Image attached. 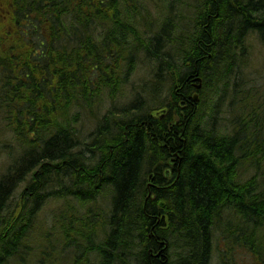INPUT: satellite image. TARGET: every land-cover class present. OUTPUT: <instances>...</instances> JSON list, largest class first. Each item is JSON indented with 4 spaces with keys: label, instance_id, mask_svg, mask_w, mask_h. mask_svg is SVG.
<instances>
[{
    "label": "trees",
    "instance_id": "16d2710c",
    "mask_svg": "<svg viewBox=\"0 0 264 264\" xmlns=\"http://www.w3.org/2000/svg\"><path fill=\"white\" fill-rule=\"evenodd\" d=\"M159 1L0 0V113L10 121L9 132L18 131L24 146H30L0 183V227L5 228H0V264H31L29 258L35 264H54L56 247L84 237L86 242L94 239L93 251L102 253L99 264H210L214 231L219 228L238 248L220 250L222 264H264L260 227L264 225V137L241 141L245 132L254 136L264 130V117L258 115L264 112V94L252 89L254 84H248L251 81L243 72L238 76L236 70L247 58L239 61L235 56L236 52L245 55V41L252 31L263 37L264 0H161L156 5L161 17L152 18L150 3ZM178 6L188 15L179 22V15H173ZM142 57L155 62L158 72L148 100L166 94V101L156 109L169 110L167 115L157 117L151 110L144 115L148 100L142 96L123 106L110 100L100 115L104 100L115 98L130 84ZM197 77L219 96L205 114L201 106L207 101L205 91L193 86ZM193 91L200 94L199 103L194 102ZM230 94H242L229 105L245 132L230 127L236 134L228 135L218 126L223 96ZM92 123L94 128L86 133ZM246 158L251 160L248 165ZM33 171V182L23 193V210L11 224L6 199ZM104 185L108 186L100 187ZM46 197L63 200L64 205L53 209L47 240L37 235L32 247L31 223L42 228ZM78 209L84 212L80 215ZM230 213H239L243 223L228 217ZM253 218L261 224H252ZM38 250L45 252L39 261Z\"/></svg>",
    "mask_w": 264,
    "mask_h": 264
},
{
    "label": "rangeland",
    "instance_id": "374dc122",
    "mask_svg": "<svg viewBox=\"0 0 264 264\" xmlns=\"http://www.w3.org/2000/svg\"><path fill=\"white\" fill-rule=\"evenodd\" d=\"M165 1H169V0H165ZM161 3H163V2L161 1L160 3H155V4L154 3H150L151 4V10L149 8V11H150V15H151L152 18L157 17L160 14L159 13V9H157V6L156 5L161 4ZM146 4L149 6V3H146ZM178 8H179V6L176 9L177 12H175V13L173 12V15L174 14L175 15H179V17L177 19V21L179 22L181 20V18H184L183 14H185L186 16H188V15L186 13H184L183 11L179 10ZM191 9H194V8H191ZM189 15H191V13H189ZM261 38H264V37H260L259 38V35L256 32L252 31L250 33V35L248 36L247 40L245 41V48L248 51L245 49V53H244L245 55H243L242 53H238L239 55H237V52H236V55L235 56H236V60L238 59L240 61L243 57H245V56L248 55V57H246L247 58V62L243 66V68H237V70H236L238 73H240V74H238V76L241 75L242 74V71H243V74L242 75L244 77H247L248 81H251L248 84L249 85L254 84V87L252 89L255 92H259L260 91L262 94H264V41ZM138 65L139 66H137V68H136L133 76L131 77L130 84L124 89V91L121 90L115 98H112L110 96L108 99H105L104 100V103L100 107V110H99L100 111V113H99L100 115L107 110L106 109V105H108L110 103V100L116 102L117 105L123 106L124 104H126V103L130 102L131 100H133L136 96H141L142 94H143L142 96H145L146 99H149L151 97V96L149 97V95L151 93L150 87L154 86L153 83L155 82V75L157 73V71H156L157 70L156 63L153 62V61H149L146 58H143L142 60L139 61V64ZM224 84L226 85V83L224 82L223 84H221V86L222 85L225 86ZM156 87H159V84H157ZM154 88H155V86H154ZM211 89H213V88H211L210 85L209 86L206 85V90L203 93L204 94V97H206V100H207L205 102V104L202 105V110H203V113L204 114L206 112L211 111L210 110L211 109L210 107H211V104H212V103H210L211 100L214 101L215 98L218 99V97H219L216 94L214 95V90H211ZM244 89H246V88H244ZM158 91H160V90H158ZM195 93L196 92H193V95H195ZM156 97L157 98H155V96H154V98L156 99V100H154L155 102H153L151 100H148V102L143 105V108H144V110L142 111L143 114L144 113L145 114L146 113H149V110H151L154 113H156V116L157 117L166 116L167 115V112H168L167 109L164 110V108H162V107L160 109H158V107H157V109H155L156 108V105L157 106H161V105H159V103H162L164 100L166 101V98H165L166 97V94H164L163 96H160V97L159 96H156ZM232 97H235V96H232L231 94L227 98L223 96V98L225 99V101H224V103L222 105V112H223V113L221 112L222 122L220 123V125L218 127L220 128L219 130H222V131H225V132H227L228 130H230L231 129L230 127H232L233 125H234V127H236L234 130L235 131H238L239 130L238 127L240 126V123H241L240 122L241 119L239 118V116L237 117V113L232 112L231 109H230L229 102H230V100H233L234 99V98L232 99ZM235 98H236L237 101H239L242 98V94L241 95L239 94V96L238 97H235ZM171 99H172V97L171 96H168V100L171 101ZM228 105H229V108H228ZM166 110H167V112H166ZM234 114H235V116H233ZM260 114H263V115H260ZM258 115L264 117V112H260ZM4 117H5V113H3V114L0 113V133H1L0 134V183H1L2 179H3V177L4 178L6 177V174H8V171H10L13 168L14 165L17 166V163L19 162L18 160L20 159V157H22L21 155L25 154L26 153V150H28V146H24V144L22 143V141L21 140H18L19 137H18V134L15 131H13L12 133L9 132V129H8V127H9L8 125L9 124H7V123H10V121L7 120ZM230 122H231V125H229ZM235 124H236V126H235ZM228 126H230V127H228ZM93 128H94V125L92 123L84 131H86V133H89ZM240 128H242V127L240 126ZM242 130H243V128H242ZM235 131H233V130L231 131L230 130V131H228V134L229 133L233 134V133H235ZM262 131H264V130H262ZM243 132H245V131H243ZM244 135H243L244 138H241V141L246 142L247 140L248 141H251V138L253 139L256 136H257L256 139H259L261 137V135L262 136L264 135V132H260V134H256L254 136H251L247 132H245ZM243 157H245V155H243ZM16 161H17V163H16ZM248 161H251V160H248L246 158V165L249 164ZM33 172H31V174L29 175V177H27V179H25L23 182H20L19 186L17 185L15 187V192H14V195H13L12 199L10 197V198H8L6 200V203H7L6 205L8 207V210L10 211V215H11V217L9 216V218L11 219V221L13 220L14 215L18 216L20 214V211L23 210L22 209L23 206H21V203H23V197H24L23 196V193L28 189L29 185L32 183V177L31 176H32ZM45 191H48V188H46ZM46 199L47 200L42 205L41 214H40L41 216H40V224H39V226H41L42 228L39 229L34 223H32L33 227L31 226L32 228L30 229V231L32 232V234L29 236V238H28L29 241L28 242H30L29 245H32V247H34L36 245V244H34V242L36 241L35 239H36L37 235H39V236L42 235L43 236L42 239H46V232H47V230L50 229V227L47 226V225H50L53 222V221H51V217L52 216H54L52 218H55V214H54L55 207H58V206L61 207V206L64 205L63 204L64 203L63 200H50L49 197H46ZM62 199H64V198H62ZM17 200H19V201H17ZM9 202H11L14 206L11 207L9 205ZM32 203H33V201L31 199L30 200V205ZM13 210H14V212H13ZM1 211H2V209L0 210V213H1ZM11 211H12V214H11ZM236 221L237 222H240L241 224L243 223L242 222V219H236ZM34 232L37 233V234H35ZM221 233L222 232L219 231L218 229L214 233L215 236H216V238H214L215 247H214V251H213V255H212L213 257L211 258V259H213V260H211V264H222L221 259H220V250H223V248H225L226 250L228 248V250H229V246H234L233 248L235 250L238 249L237 246H235V245H233L231 243H230L231 244L230 245L229 244V241L225 239V235H223ZM71 235L74 236V234H71ZM42 239L40 240V242L42 241ZM71 241H73V240H71ZM71 241H69V242L66 241L65 244L64 243H61V245L64 244V246L62 245L63 248L60 247L61 250H63V252L64 251L65 252L66 251H69L70 249L71 250L69 252H66V253L64 252L61 255L62 252L58 248L57 251L58 250L59 251L56 254L57 255L56 258L58 257L57 258L58 260H57V262L55 261V264H62L64 261H65L64 263L66 264V262L69 261V260H70V262L71 261H73V262L72 263L67 262L68 264L69 263L70 264H80V263L81 264H85L86 262H87L86 264H88V263H90V261H91V263L93 262V264H99L100 263L101 257H99V254L97 252H95V251H90V250H93L94 249L93 246H92L93 243L86 242V241H85V243L84 242L81 243V241H79V243L78 242H75L76 244L75 243H72L73 245L74 244L76 245V246L74 245V247H73L72 244H70ZM43 242H45V240ZM54 242H55V240H54ZM44 245H47L46 242L44 243ZM68 245H71V246L68 247ZM78 247H81L80 248L81 250ZM85 247H86V249H85ZM48 248H50V247H48ZM77 249H78V251L80 250V252H78ZM74 250L77 253L74 252ZM81 251H83V253L85 251V253H84L85 255ZM39 252L35 253V259L36 260H38L40 257L42 258L44 256V254H45L44 251H39ZM41 252L43 254H41ZM59 252H61L59 254V256H62V257H59L58 256V253ZM70 252H73L74 254H72ZM69 253L72 254L73 256L72 255H68ZM88 253H90V254H88ZM39 254H41L42 256H40ZM64 255H66V256H64ZM78 255H79V257H78ZM83 255H84V257H83ZM36 256H39V257H36ZM63 256L65 258H63ZM69 256H70V258H69ZM66 257L69 260H67ZM71 257H72V259H71ZM74 257H76V258H74ZM80 257L82 258V260H81L82 262L80 261ZM90 257L92 258L91 260H90ZM85 258H86V260H85ZM96 258H98V259H96ZM29 259H28V261L32 262L31 264H35V262L33 260L31 261ZM83 259L86 262H84ZM247 259H249V257ZM62 260H63V262H60ZM95 260H97V261H95Z\"/></svg>",
    "mask_w": 264,
    "mask_h": 264
},
{
    "label": "bare ground",
    "instance_id": "6f19581e",
    "mask_svg": "<svg viewBox=\"0 0 264 264\" xmlns=\"http://www.w3.org/2000/svg\"><path fill=\"white\" fill-rule=\"evenodd\" d=\"M154 2H155V1H154ZM200 3H201V2H200ZM197 4H198V3H197ZM202 4H203V3H202ZM199 5H200V4H199ZM240 9H241V8H240ZM160 12H161V11H160ZM163 12H165V11H163ZM146 13H147V12H146ZM149 13H150V12H149ZM149 13H148V14H149ZM161 13H162V12H161ZM139 15H140V14H139ZM141 15H142V14H141ZM157 15H158V14H157ZM162 15H163V14H162ZM169 15H170V14H169ZM171 15H172V14H171ZM147 16H149V15H147ZM159 16H160V15H159ZM176 16H177V15H176ZM133 17L135 18V16H133ZM160 17H161V16H160ZM140 18H141V17H140ZM158 18H159V17H158ZM165 18H166V17H165ZM172 18H174V17H172ZM132 19H133V18H132ZM160 19H161V18H160ZM168 19H169V18H168ZM145 20H146V19H145ZM145 20H144V21H145ZM171 21L173 22V20H171ZM133 22H134V19H133ZM166 22H167V21H166ZM147 23H148V22H147ZM147 23H146V24H147ZM149 23H150V21H149ZM156 23H157V22H156ZM162 23H163V21H162ZM136 24H137V23H136ZM163 24H164V23H163ZM204 24H205V23H204ZM137 25H138V24H137ZM143 25H144V24H143ZM149 25H151V23L148 24V26H149ZM157 25H158V24H157ZM140 26H141V25H140ZM146 26H147V25H146ZM161 26H162V25H161ZM173 26H174V25H173ZM144 27H145V26H144ZM149 27L154 28L153 25H152V26H149ZM170 27H172V26H170ZM174 27H175V26H174ZM179 27H180V26H179ZM147 28H148V27H147ZM141 29H142V28H141ZM155 29H156V28H155ZM175 29H176V28H175ZM178 29H179V28H178ZM193 29H194V28H193ZM263 29H264V28H263ZM128 30H129V29H128ZM138 30H139V29H138ZM145 30H147V32H148V29H145ZM173 30H174V29H173ZM255 31H256V30H255ZM142 32H143V31H141V32H139V33L141 34ZM149 32H150V31H149ZM172 32H173V31H172ZM257 32H258V30H257ZM257 32H256V33H257ZM259 32H260V31H259ZM173 33H174V32H173ZM145 34H146V33H143V36H144ZM147 34H148V33H147ZM179 34H180V33H179ZM141 35H142V34H141ZM173 35H174V34H173ZM258 35H259V34H258ZM262 35H263V32H262ZM138 36H139V35H138ZM168 36H169V35H168ZM131 37H133V36H131ZM131 37H130V39H131ZM172 37H174V36H172ZM263 37H264V35H263ZM144 38H146V37H144ZM247 38H248V37H247ZM247 38H246V40H247ZM259 38H260V37H259ZM140 39H142V37H141ZM255 39H256V38H255ZM261 39H262V38H261ZM132 40H133V38H132ZM143 40H144V39H143ZM143 40H142V41H143ZM263 41H264V40H263ZM130 42H131V41H130ZM132 42H133V41H132ZM132 42H131V43H132ZM118 43H119V42H118ZM143 43H144V42H143ZM146 43H147V41H146ZM258 44H259V43H258ZM145 45H146V44H145ZM131 46H132V45H131ZM141 46H142V45H141ZM240 49H241V48H240ZM245 49H246V48H245ZM123 50H124V49H123ZM132 50H133V49H132ZM246 50H247V49H246ZM125 51H126V50H125ZM125 51H123L124 54H125ZM143 51H144V50H143ZM247 51H248V50H247ZM97 52H98V51H97ZM133 52H134V50H133ZM136 52H137V50H136ZM144 53H145V52H144ZM239 53H240V52H239ZM244 53H245V52H244ZM136 54H137V53H136ZM138 54H139V53H138ZM242 54H243V53H242ZM144 55H145V54H144ZM237 55H239V54L237 53ZM130 57H131V56H130ZM130 57H129V58H130ZM133 57H134V56H133ZM239 57H240V56H239ZM246 57H248V55H247ZM131 58H132V57H131ZM124 59H125V58H124ZM136 59H137V58H136ZM142 59H143V58H142ZM167 59H168V58H167ZM239 59H240V58H239ZM170 60H171V59H170ZM172 60H173V59H172ZM168 61H169V59H168ZM202 61H203V60H202ZM135 62H137V61L135 60ZM166 62H167V61H166ZM131 63H132V62H131ZM129 65H130V63H129ZM134 66H136V65H134ZM138 66H139V65H138ZM166 66H167V65H166ZM173 66H174V65H173ZM113 67H114V66H113ZM196 67H197V66H196ZM127 68H128V67H127ZM130 68H131V67H130ZM241 70H242V69H241ZM241 70H240V71H241ZM156 71H157V70H156ZM238 71H239V70H238ZM165 72H166V71H165ZM242 72H243V71H242ZM157 73H158V72H157ZM166 73H167V72H166ZM239 74H240V73H239ZM120 76H121V75H120ZM239 76H240V75H239ZM121 77H122V76H121ZM169 77H171V76H169ZM196 80H197L198 82H197V83H196V82L194 83V85H193L194 88H195L194 90H199V91H201V90L203 89V90L205 91V90H206V86H205V84H204V82H203V81H204L203 78H201V77H197ZM121 81H122V80H121ZM121 81H120V82H121ZM126 81H127V79H126ZM9 82H10V81H9ZM120 82H119V84H120ZM179 82H180V81H179ZM12 83H13V82H12ZM127 83H128V82H127ZM185 83H186V82H185ZM189 83H190V82H189ZM123 85H124V84H123ZM177 85H179V84H177ZM224 85H225V84H224ZM120 86H121V85H120ZM222 86H223V85H222ZM117 87H118V86H117ZM183 87H184V86H183ZM186 87H187V86H186ZM189 87H190V86H189ZM120 88H121V87H120ZM176 88H177V87H176ZM178 88H179V87H178ZM179 89H180V88H179ZM181 89H182V88H181ZM192 89H193V88H192ZM192 89H191V90H192ZM119 90H120V89H119ZM211 90H212V89H211ZM209 91H210V90H209ZM116 92H117V91H116ZM193 92H194V91H193ZM193 92H192V93H193ZM195 92H196V91H195ZM110 93H111V92H110ZM147 93H148V92H147ZM182 93H183V92H182ZM140 95H141V94H140ZM142 95H143V94H142ZM142 95H141V96H142ZM114 96H115V95H114ZM142 97L145 98V96H142ZM193 97H194V99H193L194 102H198V101H200V94H199L198 92H196L195 95H194ZM140 98H141V97H140ZM144 98H143V99H144ZM155 98H157V97H155ZM212 98H213V97H212ZM218 98H219V97H218ZM143 99H141V100H143ZM149 99H150V98H149ZM164 99H165V98H164ZM232 99H233V97H232ZM252 99H253V98H252ZM134 100H135V99H134ZM138 100H139V99H138ZM138 100H137V101H138ZM147 100H148V99H147ZM139 101H140V100H139ZM151 101H152V100H151ZM215 101H216V100H215ZM236 101H237V100H236ZM134 102H135V101H134ZM153 102H155V101H153ZM157 102H158V101H157ZM139 103H140V102H139ZM146 103H147V102H146ZM198 103H199V102H198ZM212 103H213V102H212ZM96 104H97V103H96ZM127 104H128V103H127ZM131 104H132V103H131ZM131 106H132V105H131ZM201 106H202V105H201ZM78 107H79V106H78ZM88 107H89V105H88ZM94 107H95V106H94ZM94 107H93V108H94ZM111 107H112V106H111ZM166 107H167V106H166ZM96 108H97V107H96ZM79 109H80V108H79ZM114 109H115V108H114ZM119 109L121 110V108H119ZM122 109H123V108H122ZM125 109H126V108H125ZM130 109H131V108H130ZM132 109H133V108H132ZM135 109H136V108H135ZM155 109H156V108H155ZM159 109H160V108H159ZM168 109H169V108H168ZM205 109H206V108H205ZM22 110H23V109H22ZM80 111H81V110H80ZM93 111H94V110H93ZM110 111H111V110H110ZM121 111H122V110H121ZM129 111H130V110H129ZM107 112H108V111H107ZM168 112H169V110H168ZM170 112H171V111H170ZM80 113H81V112H80ZM108 113H109V112H108ZM108 113H107V114H108ZM113 113H114V112H113ZM222 113H223V112H222ZM17 114H18V113H17ZM78 114H79V113H78ZM93 114H94V113H93ZM116 114H118V113H116ZM119 114H121V113H119ZM131 114H132V113H131ZM146 114H147V113H146ZM148 114H149V113H148ZM70 115H71V114H70ZM80 115L82 116V113H81ZM114 115H115V114H114ZM114 115H113V116H114ZM133 115H134V114H133ZM144 115H145V114H144ZM260 115H263V114H260ZM18 116H19V115H18ZM97 116H98V115H97ZM115 116H116V115H115ZM233 116H235V114H234ZM71 117H72V116H71ZM102 117H103V116H102ZM117 117H118V116H117ZM148 117H149V116H148ZM11 118H12V117H11ZM82 118H84V117H82ZM95 118H96V117H95ZM95 118H94V119H95ZM110 118H113V117L110 116ZM134 118H135V115H134ZM140 118H141V117H140ZM9 119H10V118H9ZM12 119H13V118H12ZM20 119H21V118H20ZM71 119H72V118H71ZM118 119H119V118H118ZM124 119H125V118H124ZM131 119H132V118H131ZM7 120H8V119H7ZM33 120H34V119H33ZM73 120H74V119H73ZM77 120H78V118H77ZM80 120H81V118H80ZM80 120H78V121H80ZM88 120H89V119H88ZM91 120H92V119H91ZM127 120H128V119H127ZM178 120H179V119H178ZM20 121H21V120H20ZM121 121H122V119H121ZM231 121H232V120H231ZM233 121H234V120H233ZM21 122H22V121H21ZM75 122H76V121H75ZM107 122H108V121H107ZM109 122H110V121H109ZM112 122H113V121H112ZM125 122H128V121L125 120ZM240 122H241V121H240ZM15 123H16V122H15ZM15 123H13V124L15 125ZM113 123H114V122H113ZM237 123H238V122H237ZM9 124H10V123H9ZM18 124H19V123H18ZM74 124H76V123H74ZM109 124H110V123H109ZM111 124H112V123H111ZM111 124H110V125H111ZM119 124H120V123H119ZM122 124H123V122H122ZM124 124H125V123H124ZM126 124H127V123H126ZM138 124H139V123H138ZM79 125H80V124H79ZM79 125H77V126H79ZM97 125H98V124H97ZM229 125H231V122H230ZM31 126H32V125H31ZM77 126H76V127H77ZM100 126H101V125H100ZM121 126H122V125H121ZM126 126H127V125H126ZM235 126H236V124H235ZM238 126H239V125H238ZM238 126H237V127H238ZM79 127H80V126H79ZM110 127H111V126H110ZM124 127H125V125H124ZM228 127H230V126H228ZM232 127H234V126H232ZM4 128H5V127H4ZM22 128H23V127H22ZM25 128H26V127H25ZM25 128H24V129H25ZM239 128H240V126H239ZM13 129H14V128H13ZM19 129H20V128H19ZM37 129H38V128H37ZM83 129H84V128H83ZM219 129H220V128H219ZM112 130H113V129H112ZM146 130H147V129H146ZM230 130H231V129H230ZM230 130H228V131H230ZM1 131H2V130H1ZM6 131H7V130H6ZM11 131H12V130H11ZM23 131H24V130H23ZM220 131H221V130H220ZM228 131H227V132H228ZM242 131H244V130H242ZM17 132H18V131H17ZM17 132H16V133H17ZM35 132H36V131H35ZM76 132H78V131H76ZM76 132H75V133H76ZM114 132H115V130H114ZM222 132H223V131H222ZM261 132H264V131H261ZM7 133H8V132H7ZM224 133H225V132H224ZM0 134H1V133H0ZM14 134H15V133H14ZM235 134H236V133H235ZM30 135H31V134H30ZM228 135H230V134H228ZM240 135H241V134H240ZM26 136H27V135H26ZM92 136H93V134H92ZM104 136H105V135H104ZM226 136H227V135H226ZM231 136H232V135H231ZM244 136H245V135H244ZM261 136H262V135H261ZM224 137H225V136H224ZM263 137H264V135H263ZM22 138H24V136H23ZM22 138H21V139H22ZM29 138H30V137H29ZM74 138H75V137H74ZM91 138H92V137H91ZM116 138H117V137H116ZM126 138H127V137H126ZM21 139H18V140H21ZM25 139H26V137H25ZM30 139H31V138H30ZM101 139H102V138H101ZM113 139H114V138H113ZM2 140H3V139H2ZM126 140H127V139H126ZM251 140H252V139H251ZM262 140H263V139H262ZM22 141H23V140H22ZM30 141H31V140H30ZM99 141H100V140H99ZM117 141H118V140H117ZM3 142H4V141H3ZM26 142H27V141H26ZM114 142H115V141H113V143H114ZM124 142H125V141H124ZM240 142H241V141H240ZM32 143H33V142H32ZM120 143H121V141H120ZM237 143H238V142H237ZM25 144H27V143H25ZM40 144H41V143H40ZM88 144H90V143H88ZM88 144H86L87 147L89 146ZM92 144H93V143H92ZM97 144H99L98 141H97ZM97 144H96V145H97ZM253 144H254V143H253ZM257 144H258V143H257ZM261 144H262V143H261ZM28 145H29V143H28ZM90 146H91V145H90ZM115 146H116V145H115ZM198 146H199V145H198ZM255 146H256V144H255ZM29 147H30V146H29ZM29 147H28V148H29ZM252 147H253V146H252ZM93 148H94V147H93V145H92V148H90V149L93 150ZM23 149H24V148H23ZM29 149H30V148H29ZM97 149H98V148H97ZM162 149H163V148H162ZM25 150H26V149H25ZM33 150H34V149H33ZM88 150H89V149H88ZM12 151H13V150H12ZM26 151H27V150H26ZM94 151H95V148H94ZM23 152H24V151H23ZM19 153H20V152H19ZM89 153H90V152H89ZM11 154H12V153H11ZM20 154H21V153H20ZM29 154H30V153H29ZM91 154H92V153H91ZM96 154H97V153H96ZM258 154L261 155V153H258ZM13 155H14V154H13ZM24 155H25V154H24ZM27 155H28V154H27ZM36 155H37V153H36ZM99 155H100V154H99ZM243 155H244V154H243ZM250 155H251V153H250ZM254 155H255V154H254ZM254 155H253V156H254ZM18 156H19V155H18ZM21 156H22V155H21ZM29 156H30V155H29ZM81 156H82V155H81ZM257 156H258V155H257ZM35 157H36V156H35ZM101 157H102V156H101ZM101 157H100V159H101ZM167 157H168V155H167ZM169 157H170V156H169ZM169 157H168V160H169ZM255 157H256V156H255ZM30 158H33V157H30ZM171 158H172V156H171ZM240 158H242V157H240ZM259 158H260V156H259ZM248 159H249V158H248ZM257 159H258V158H257ZM261 159H262V158H260V160H261ZM263 159H264V157H263ZM237 160H238L237 163H240L241 160H240V161H239V159H237ZM254 160H256V159H254ZM254 160L252 159V161H253L252 164H253V165H255V163H256V161H255V163H254ZM165 161H166V160H165ZM165 161H164V162H165ZM258 161H259V160H258ZM263 161H264V160H263ZM248 162H249V161H248ZM41 163H42V162H41ZM158 163H159V162H158ZM158 163H157V165H158ZM167 163H170V162L167 161ZM237 163H236V165H237ZM25 164H26V163H25ZM173 164H174V163H173ZM247 164H248V163H247ZM27 165H28V164H27ZM37 165H41V164H37ZM23 166H25L24 163H23ZM161 166H162V165H161ZM161 166H160V167H161ZM169 166H170V164H169ZM250 166H251V165H250ZM250 166H249V167H250ZM13 167H14V166H13ZM25 167H26V166H25ZM73 167H74V166H73ZM166 167H167V166H166ZM251 167H252V166H251ZM28 168H29V167H28ZM30 168H31V166H30ZM38 168H39V167H38ZM22 169H23V168H22ZM22 169H21V170H22ZM34 169H35V168H34ZM77 169H78V168H77ZM172 169H173V167H171V170H172ZM247 169H248V168H247ZM247 169H246V170H247ZM253 169H254V168H253ZM17 170H18V168H17ZM32 170H33V169H32ZM153 170L155 171V169H153ZM162 170H163V169H162ZM165 170H166V168H165ZM241 170H242V169H241ZM26 171H27V170H26ZM28 171H30V169H29ZM40 171H41V170H40ZM248 171H249V170H248ZM254 171H255V170H254ZM9 172H10V171H8V173H9ZM12 172H13V171L11 170V173H12ZM19 172H20V169H19ZM34 172H35V171H34ZM34 172H33V174H35ZM162 172H163V171H162ZM24 173H25V172H24ZM166 173H167V172H166ZM238 173H239V172H238ZM245 173H246V172H245ZM247 173H248V172H247ZM253 173H254V172H253ZM17 174H18V172H17ZM25 174H26V176H27V173H25ZM145 174H146V173H145ZM167 174L169 175V174H170V171H169ZM14 175H15V173H14ZM39 175H40V174H39ZM244 175H246V174H244ZM244 175H243V177H244ZM248 175H249V174H248ZM6 176H7V174H6ZM8 176H9V175H8ZM10 176H11V174H10ZM11 177H12V176H11ZM11 177H10V178H11ZM27 177H28V176H27ZM33 177H34V176H33ZM46 177H47V176H46ZM257 177H258V176H257ZM23 178H24V176H23ZM91 178H92V177H91ZM171 178H173V177H171ZM15 179H16V178H15ZM25 179H27V178H25ZM46 179H47V178H46ZM88 179H89V178H88ZM168 179H169V178H168ZM240 179H241V178H240ZM40 180H41V179H40ZM86 180H87V179H86ZM10 181H11V179H10ZM12 181H13V179H12ZM168 181L170 182V180H168ZM244 181H245V180H244ZM6 182H7V181H6ZM17 182H18V181H17ZM17 182H16V184H17ZM32 182H33V181H32ZM48 182H49V181H48ZM3 183H4V182H3ZM72 183H73V182H72ZM18 184H19V183H18ZM18 184H17V185H18ZM53 184H54V183H53ZM68 184H70V183H68ZM0 185H1V184H0ZM108 185H109V184H108ZM108 185H104V186H100V187H105V186H108ZM146 185H147V184H146ZM18 186H19V185H18ZM54 186H55V185H54ZM54 186H53V187H54ZM111 186H112V184H111ZM111 186L109 185V187H111ZM167 186H168V185H167ZM15 187H16V186H15ZM65 187H66V186H65ZM13 188H14V187H13ZM46 188H47V187H46ZM61 188H62V187H61ZM107 188H108V187H107ZM66 189H67V188H66ZM68 189H69V188H68ZM101 189H104V188H101ZM108 189H111V190H112L113 188H108ZM108 189H107V190H108ZM148 189H149V188H148ZM69 190H70V189H69ZM91 190H92V189H91ZM91 190H90V191H91ZM99 190H100V189H99ZM51 191H52V190H51ZM59 191H60V190H59ZM62 191H63V190H62ZM62 191H61V192H62ZM71 191H72V190H71ZM112 191H113V190H112ZM148 191H149V190H148ZM23 192H24V191H23ZM92 192H93V190H92ZM100 192H101V191H100ZM104 192H105V191H104ZM113 192H115V191H113ZM57 193H58V192H57ZM88 193H89V191H88ZM102 193H103V192H102ZM105 193H106V192H105ZM109 193H111V192H109ZM42 194H43V193H42ZM50 194H51V193H50ZM96 194H97V192H96ZM99 194H100V193H99ZM111 194H112V193H111ZM113 194H115V193H113ZM52 195H54V194H52ZM61 195H62V194H61ZM65 195H66V194H65ZM85 195H86V194H85ZM109 195H110V194H109ZM78 196H79V195H78ZM88 196H89V194H88ZM88 196H87L86 198H88ZM95 196H96V195H95ZM99 196H100V195H99ZM149 196H150V195H149ZM110 197H111V196H110ZM81 198H82V197H81ZM90 198H91V197H89V199H90ZM92 198H93V197H92ZM97 198H98V197H97ZM11 199H12V197H11ZM79 199H80V198H79ZM89 199H87V200H89ZM94 199H95V198H94ZM104 199H105V198H104ZM110 199L113 200L112 197H111ZM6 200H7V199H6ZM72 200H73V199H72ZM81 200H82V199H81ZM112 200H111V201H112ZM9 201H10V200H9ZM11 201H12V200H11ZM17 201H19V200H17ZM85 201H86V200H85ZM4 202H5V201H4ZM81 202H82V201H81ZM83 202H84V201H83ZM90 202H91V201H90ZM144 202H145V201H144ZM10 203H11V202H10ZM65 203H69V202L66 201ZM74 203H75V202H74ZM86 203H87V202H86ZM91 203H92V202H91ZM94 203H95V202H94ZM113 203H115V202H113ZM113 203H111V204H113ZM6 204H7V203H6ZM63 204H64V203H63ZM81 204H82V203H81ZM81 204H79V205H81ZM2 205H3V204H2ZM73 205H74V204H73ZM95 205H96V204H95ZM97 205H98V204H97ZM97 205H96V206H97ZM4 206H5V203H4V205H3L2 207H4ZM99 206H100V205H99ZM111 206H113V205H111ZM2 207H1V208H2ZM40 207H41V206H40ZM66 207H67V206H66ZM66 207H65V208H66ZM81 207H82V206H81ZM81 207H80V208H81ZM92 207H93V206H92ZM108 207H109V206H108ZM5 208H6V207H5ZM77 208H78V206H77ZM85 208H86V207H85ZM227 208L229 209V207H227ZM227 208H226V210H228ZM230 208H231V207H230ZM63 209H64V208H63ZM88 209H89V207H88ZM224 209H225V207H224ZM232 209H233V208H232ZM68 210H69V209H68ZM70 210H71V209H70ZM70 210H69V211H70ZM75 210H76V208H75ZM75 210H74V211H75ZM78 210L80 211V210H82V209H78ZM92 210H93V208H92ZM104 210H106V209H104ZM111 210H113V208H112ZM226 210H223V211L226 212ZM233 210H234V209H233ZM2 211H3V210H2ZM2 211H1V213H3ZM76 211H77V210H76ZM85 211H86V210H85ZM98 211H99V210H98ZM221 211H222V210H221ZM229 211H230V210H229ZM235 211H236V210H234V213H236ZM13 212H14V210H13ZM30 212H31V211H30ZM72 212H73V210H72ZM81 212H84V211H83V210L80 211V215H81ZM86 212H88V211H86ZM89 212H90V211H89ZM93 212H94V211H93ZM93 212H92V213H93ZM99 212L101 213V210H100ZM99 212H98V213H99ZM102 212H103V211H102ZM105 212H106V211H105ZM105 212H103V214H104ZM110 212H111V211H110ZM231 212L233 213L232 210H231ZM21 213H22V212H21ZM58 213H59V211H58ZM68 213H70V212H68ZM68 213L66 214L67 216H68ZM77 213H79V212H77ZM77 213H75V214H77ZM94 213H95V212H94ZM96 213H97V211H96ZM111 213H112V212H111ZM228 213H229V212H228ZM232 213H230V214H232ZM11 214H12V211H11ZM39 214H40V213H39ZM82 214H83V213H82ZM84 214H87V213H84ZM84 214H83V215H84ZM105 214H106V213H105ZM230 214H229V216H228V214H227V215L225 214V215L228 216V217L233 218L234 220H236V219H240V218L242 217L239 213H238L237 215H235V214L230 215ZM101 215H102V214H101ZM223 215H224V214H223ZM3 216H4V215H3ZM63 216H64V215H63ZM85 216H86V215H85ZM91 216H92V214H91ZM91 216H89V218H91ZM98 216H99V215H98ZM8 217H9V216H8ZM10 217H11V215H10ZM79 217H80V216H79ZM81 217H84V216H81ZM86 217H87V216H86ZM220 217H221V216H220ZM0 218H1V217H0ZM32 218H33V217H32ZM89 218H88V219H89ZM108 218H109V217H108ZM84 219H85V217H84ZM86 219H87V218H86ZM91 219H92V218H91ZM99 219H100V218H99ZM220 219L223 220V219H226V217H225V216H224V217L222 216ZM241 219H242V218H241ZM257 219H258V218H257ZM261 220H264V219H261ZM8 221H9V219H8ZM12 221H14V220H12ZM12 221H10V223H11ZM87 221H88V220H87ZM91 221H92V220H91ZM97 221H98V220H97ZM108 221H109V220H108ZM255 221H257V220H255V219L253 218V222H252V224H254ZM0 222H1V221H0ZM14 222H15V221H14ZM82 222H83V221H82ZM247 222H248V221H247ZM260 222H261V221L258 220L256 224H259ZM3 223H4V222L2 221V224H3ZM22 223H24V222H22ZM65 223H66V222H65ZM67 223H68V222H67ZM86 223H87V222H86ZM88 223H90V221H89ZM223 223H224V221H223ZM11 224H12V223H11ZM31 224H32V223H31ZM56 224H57V223H56ZM101 224H102V223H101ZM260 224H261V223H260ZM5 225H6V224H5ZM7 225H8V223H7ZM28 225L30 226V224H28ZM28 225H27V226H28ZM41 225H42V224H41ZM54 225H55V224H54ZM83 225H84V224H83ZM89 225H90V224H89ZM12 226H14V225H12ZM32 226H33V225H32ZM96 226H98V225L96 224ZM106 226H108V224H106ZM1 227H2V225H1ZM1 227H0V228H1ZM5 227H6V226H5ZM10 227H11V225H10ZM24 227H25V226H24ZM53 227H54V226H53ZM63 227H64V226H63ZM90 227H91V226H90ZM104 227H105V226H104ZM260 227H263V228H261V230L264 232V225H261ZM7 228L9 229L8 226H7ZM15 228H16V227H15ZM18 228H19V227H18ZM20 228H21V227H20ZM20 228H19V229H20ZM35 228H36V227H35ZM38 228H39V227H38ZM57 228H58V227H57ZM96 228H98V227H96ZM101 228H103V226H102ZM106 228H107V227H106ZM1 229H3V228H1ZM1 229H0V230H1ZM4 229H5V228H4ZM4 229H3V230H4ZM8 229H7V230H8ZM13 229H14V228H13ZM29 229H30V228H29ZM63 229H64V228H63ZM110 229H111V227H110ZM14 230H15V229H14ZM17 230H18V229H17ZM43 230H44V229H43ZM57 230H58V229H57ZM97 230H98V229H97ZM218 230H219V229H218ZM8 231H10V230H8ZM58 231H59V230H58ZM219 231H220V230H219ZM45 232H46V231H45ZM101 232H102V231H101ZM211 232H212L211 235H213V230H212ZM221 232H222V231H221ZM34 233H35V232H34ZM42 233H43V232H42ZM56 233H57V232H56ZM214 233H215V231H214ZM216 233H217V232H216ZM35 234H37V233H35ZM38 234H39V233H38ZM44 234H45V233H44ZM70 234H71V233H70ZM82 234H83V233H82ZM55 235H56V234H55ZM57 235H59V234H57ZM62 235H63V234H62ZM105 235H106V234H105ZM220 235H221V234H220ZM220 235H219V236H220ZM41 236H42V235H41ZM65 236H66V235H65ZM67 236H68V235H67ZM74 236H75V235H74ZM74 236H72V237H74ZM85 236H86V235H85ZM106 236H108V234H107ZM214 236H215V234H214ZM55 237H56V236H55ZM55 237H54V238H55ZM62 237H63V238H62ZM62 237H60L61 240H62V241H63V240L65 241L64 236H62ZM79 237H80V236H79ZM82 237H83V236H82ZM82 237H81V238H82ZM20 238H21V237H20ZM69 238H71V237H69ZM76 238H77V237L75 236V239H76ZM214 238H216V236H215ZM66 239H67V238H66ZM73 239H74V238H73ZM79 239H80V238H79ZM83 239L85 240V237H84ZM86 239H87V238H86ZM98 239H99V238H98ZM100 239H102V237H101ZM105 239H106V237H105ZM139 239H140V238H139ZM219 239H220V238H219ZM247 239H248V238H247ZM21 240H22V238H21ZM26 240H27V239H25L24 241H26ZM46 240H47V239H46ZM56 240H57V239H56ZM59 240H60V239H59ZM59 240H58V241H59ZM71 240H72V239H71ZM81 240H82V239H81ZM93 240H94V239H92V242H91V241H90V242L93 243ZM142 240H143V239H142ZM19 241H20V239H19ZM22 241H23V240H22ZM28 241H29V239H28ZM87 241H88V240H87ZM96 241H97V240H96ZM99 241H100V240H99ZM102 241H103V240H102ZM138 241H139V240H138ZM155 241H156V240H155ZM157 241H158V240H157ZM0 242H1V241H0ZM31 242H32V241H31ZM33 242H34V241H33ZM60 242H61V241H60ZM67 242H68V240H67ZM75 242H77V240H75ZM75 242H72V241H71L70 244L75 243ZM82 242L85 243V241H81V243H82ZM158 242L160 243V241H158ZM158 242H157V243H158ZM217 242H218V241H217ZM252 242H253V241H252ZM22 243H23V242H22ZM25 243H26V242H25ZM28 243H30V242H28ZM55 243H56V242H55ZM57 243H58V242H57ZM63 243L65 244V242H63ZM78 243H79V242H78ZM91 243H90V244H91ZM136 243H138V242H136ZM175 243H176V242H175ZM58 244H59V243H58ZM64 244H62V245L64 246ZM68 244H69V243H68ZM75 244H76V243H75ZM75 244H74V245H75ZM93 244H94V243H93ZM95 244H97V243H95ZM101 244H102V243H101ZM141 244H142V243H141ZM176 244H177V243H176ZM229 244H230V243H229ZM66 245H67V244H66ZM74 245L72 244L73 247H74ZM78 245H79V244H78ZM78 245H77V246H78ZM84 245H85V244H84ZM87 245H88V244H87ZM102 245H103V244H102ZM137 245H139V244H137ZM161 245H162V244H161ZM218 245H219V244H218ZM230 245H231V244H230ZM21 246H23V244H22ZM24 246H25V245H24ZM58 246H59V245H58ZM63 246H62V248H63ZM69 246H71V245H68V247H69ZM75 246H76V245H75ZM92 246H93V245H92ZM153 246H154V244H153ZM155 246H156V245H155ZM25 247H26V246H25ZM55 247H56V244H55ZM81 247H82V246H81ZM81 247H78V248L80 249ZM98 247H99V246H98ZM103 247H105V246L103 245ZM164 247H165V246H164ZM179 247H180V246H179ZM213 247H215V244H214ZM221 247H222V246H221ZM233 247H234V246H233ZM251 247H252V246H251ZM65 248H66V247H65ZM83 248H84V247H83ZM99 248H100V247H99ZM168 248H170V247L168 246ZM30 249H31V248H30ZM59 249L61 250L60 247H59ZM66 249H67V248H66ZM74 249H75V248H74ZM85 249H86V247H85ZM88 249H89V248H88ZM96 249H97V248H96ZM96 249H95V251H96ZM140 249H141V247H140ZM160 249H161V248H160ZM162 249H163V248H162ZM177 249H178V248H177ZM213 249H214V248H213ZM223 249H224V248H223ZM227 249H228V248H227ZM233 249H234V248H233ZM52 250H53V249H52ZM54 250H55V249H54ZM56 250H57V247H56ZM64 250H65V249H64ZM70 250H71V249H70ZM70 250H69V251H70ZM75 250H76V249H75ZM75 250H74V252H76ZM80 250H81V249H80ZM80 250L78 251V249H77L78 252H80ZM83 250H84V249H83ZM89 250H90V249H89ZM89 250H88V251H89ZM93 250H94V249H93ZM93 250H90V251H93ZM125 250H126V249H125ZM132 250H133V249H132ZM175 250H176V249H175ZM219 250H220V249H219ZM231 250H232V249H231ZM231 250H229V251H231ZM234 250H235V249H234ZM58 251H59V250H58ZM58 251H57V252H58ZM69 251H66V252H69ZM72 251H73V250H72ZM138 251H139V250H138ZM169 251H170V250H169ZM213 251H214V250H213ZM227 251H228V250H227ZM57 252L55 251L54 254H56ZM61 252H62V253H61ZM61 252L58 253V256H59L60 253H61V255H62L65 251L63 252V250H61ZM66 252H65V253H66ZM81 252L83 253V251H81ZM128 252L130 253L129 250H128ZM131 252H132V251H131ZM154 252H155V251L153 250V252H151V253L154 254ZM166 252H167V251H166ZM171 252H172V251H171ZM39 253H40V252H39ZM70 253L74 254L73 252H70ZM70 253H69L68 255H72V254H70ZM76 253H77V252H76ZM84 253H85V251H84ZM84 253H83V254H84ZM90 253H91V252H90ZM90 253H88V254H90ZM93 253H94V252H93ZM100 253H101V252H98V254H100ZM118 253H119V252H118ZM126 253H127V252H126ZM129 253H128V254H129ZM28 254H29V253H28ZM41 254H43V253L41 252ZM41 254H39V255L42 256ZM157 254H158V252H157ZM66 255H67V254H66ZM66 255H64V256H66ZM81 255H82V254H81ZM81 255H80V256H81ZM84 255H85V254H84ZM84 255H83V257H84ZM86 255H87V254H86ZM101 255H102V253H101ZM126 255H127V254H126ZM131 255H132V254H131ZM154 255H155V254H154ZM44 256H45V254H44ZM56 256H57V255H56ZM64 256H63V258H65ZM72 256H73V255H72ZM123 256H124V255H123ZM29 257H30V256H29ZM36 257H39V256H36ZM59 257H62V256H59ZM78 257H79V255H78ZM95 257H96V256H95ZM128 257H129V256H128ZM212 257H213V256H212ZM43 258H45V257H43ZM69 258H70V256H69ZM74 258H76V257H74ZM102 258H103V257H102ZM154 258H155L154 256H153V257H150V258H149V259L151 260L150 262H152V260H153ZM11 259H13V258H11ZM59 259H60V258H59ZM61 259H62V258H61ZM66 259H67V257H66ZM71 259H72V257H71ZM91 259H92V258L90 257V260H91ZM96 259H98V258H96ZM29 260H30V259H29ZM47 260H48V259H47ZM57 260H58V259L56 258V262H57ZM64 260H65V259H64ZM67 260H69V259H67ZM81 260H82V258L80 257V261H81ZM83 260H84V259H83ZM85 260H86V258H85ZM85 260H84V262H86ZM90 260H89V261H90ZM210 260H213V259H210ZM38 261H39V259H38ZM48 261H49V260H48ZM77 261H78V260H77ZM95 261H97V260H95ZM161 261H162V260H161ZM29 262H30V261H29ZM34 262H35V261H34ZM46 262H47V261H46ZM60 262H63V260L60 261ZM64 262H65V261H64ZM64 262H63V263H64ZM67 262H70V260L67 261ZM67 262H66V264H68ZM72 262H73V261H71L70 263H72ZM78 262H79V261H78ZM81 262H82V261H81ZM153 262H154V261H153ZM214 262H215V261H214ZM47 263H48V262H47ZM63 263H62V264H63ZM70 263H69V264H70ZM79 263H80V262H79ZM86 263H87V262H86ZM86 263H85V264H86ZM90 263H91V261H90ZM90 263H88V264H90ZM100 263H101V262H100ZM217 263H218V262H217ZM51 264H52V263H51ZM54 264H55V263H54ZM64 264H65V263H64ZM80 264H81V263H80ZM91 264H93V262H92ZM206 264H207V263H206ZM210 264H211V263H210Z\"/></svg>",
    "mask_w": 264,
    "mask_h": 264
}]
</instances>
